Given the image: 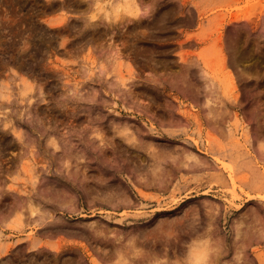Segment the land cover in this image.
Returning a JSON list of instances; mask_svg holds the SVG:
<instances>
[{
    "label": "rangeland",
    "instance_id": "rangeland-1",
    "mask_svg": "<svg viewBox=\"0 0 264 264\" xmlns=\"http://www.w3.org/2000/svg\"><path fill=\"white\" fill-rule=\"evenodd\" d=\"M0 264H264V0H0Z\"/></svg>",
    "mask_w": 264,
    "mask_h": 264
}]
</instances>
